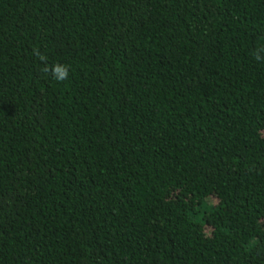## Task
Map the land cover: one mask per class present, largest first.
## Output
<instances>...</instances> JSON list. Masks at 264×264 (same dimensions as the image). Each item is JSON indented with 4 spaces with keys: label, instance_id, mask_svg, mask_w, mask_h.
<instances>
[{
    "label": "trees",
    "instance_id": "16d2710c",
    "mask_svg": "<svg viewBox=\"0 0 264 264\" xmlns=\"http://www.w3.org/2000/svg\"><path fill=\"white\" fill-rule=\"evenodd\" d=\"M262 46L264 0H0V264H264Z\"/></svg>",
    "mask_w": 264,
    "mask_h": 264
},
{
    "label": "clouds",
    "instance_id": "9594fccd",
    "mask_svg": "<svg viewBox=\"0 0 264 264\" xmlns=\"http://www.w3.org/2000/svg\"><path fill=\"white\" fill-rule=\"evenodd\" d=\"M264 46L256 49L253 52V58L254 60L258 61V62H264ZM35 55L37 57H39V59L44 62L47 60V58L43 55L40 54V52L38 50H35ZM43 71L45 72H51V74L53 75V77L59 81V82H63L65 80H67L69 78L70 75V70L69 67L67 65H62L57 63L54 66H45Z\"/></svg>",
    "mask_w": 264,
    "mask_h": 264
}]
</instances>
